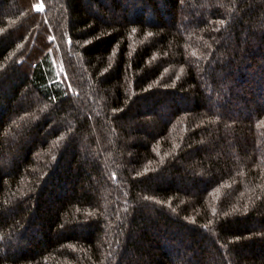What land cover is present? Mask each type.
I'll return each instance as SVG.
<instances>
[{
    "label": "trees",
    "instance_id": "obj_1",
    "mask_svg": "<svg viewBox=\"0 0 264 264\" xmlns=\"http://www.w3.org/2000/svg\"><path fill=\"white\" fill-rule=\"evenodd\" d=\"M0 264H264V0H0Z\"/></svg>",
    "mask_w": 264,
    "mask_h": 264
},
{
    "label": "rangeland",
    "instance_id": "obj_2",
    "mask_svg": "<svg viewBox=\"0 0 264 264\" xmlns=\"http://www.w3.org/2000/svg\"><path fill=\"white\" fill-rule=\"evenodd\" d=\"M58 61L59 60L56 59V67H57V70L59 72V79H60V77L63 79V73H64L63 66H62V64H59Z\"/></svg>",
    "mask_w": 264,
    "mask_h": 264
},
{
    "label": "snow or ice",
    "instance_id": "obj_3",
    "mask_svg": "<svg viewBox=\"0 0 264 264\" xmlns=\"http://www.w3.org/2000/svg\"><path fill=\"white\" fill-rule=\"evenodd\" d=\"M34 10L37 12H43L44 10L43 4H37Z\"/></svg>",
    "mask_w": 264,
    "mask_h": 264
}]
</instances>
